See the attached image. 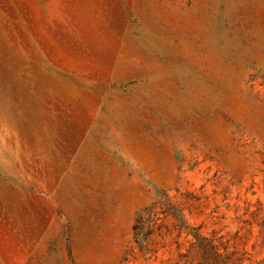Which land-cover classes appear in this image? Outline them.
Listing matches in <instances>:
<instances>
[{
	"label": "rangeland",
	"instance_id": "374dc122",
	"mask_svg": "<svg viewBox=\"0 0 264 264\" xmlns=\"http://www.w3.org/2000/svg\"><path fill=\"white\" fill-rule=\"evenodd\" d=\"M0 264H264V0H0Z\"/></svg>",
	"mask_w": 264,
	"mask_h": 264
}]
</instances>
